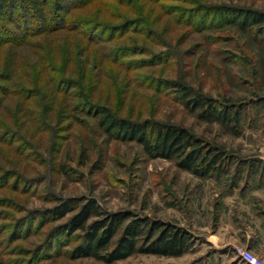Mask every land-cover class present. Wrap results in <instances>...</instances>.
<instances>
[{
	"label": "rangeland",
	"instance_id": "obj_1",
	"mask_svg": "<svg viewBox=\"0 0 264 264\" xmlns=\"http://www.w3.org/2000/svg\"><path fill=\"white\" fill-rule=\"evenodd\" d=\"M104 4L115 5L110 0ZM163 4L185 12L163 19L155 39L147 38L145 27H135L141 33L131 31L129 36L149 53L119 57L124 68L117 65L116 48H131L134 42L127 40L93 45L60 32L0 47V264H218L236 257L235 248L224 253L211 240L224 231L220 226L238 188L264 184V36H256V29L242 33L227 23L204 30L177 22L181 13L198 14L201 7L264 13V0ZM98 7L96 1L74 14L94 19ZM17 14L0 22L16 29ZM105 17L110 25L119 24L110 13ZM171 19L176 22L169 25ZM72 44L77 52L73 56ZM43 59L74 76V82H83L94 104L109 106L120 118L187 129L208 151L223 155L225 173L197 177L174 161L149 158L137 142L110 140L84 113L80 118L85 124L68 120L63 94L50 101L53 94L45 87L40 97L33 96L39 89L31 83L32 66ZM178 83L240 111V127L232 131L197 118L181 103ZM70 85L64 83L61 90H81H69ZM73 200H95L105 213L126 212L182 228L192 235L190 247L181 256L135 253L113 263L76 258L82 232L56 233L74 213L57 221L48 214Z\"/></svg>",
	"mask_w": 264,
	"mask_h": 264
},
{
	"label": "trees",
	"instance_id": "obj_2",
	"mask_svg": "<svg viewBox=\"0 0 264 264\" xmlns=\"http://www.w3.org/2000/svg\"><path fill=\"white\" fill-rule=\"evenodd\" d=\"M49 1L0 0V21L11 19L10 15L15 13H18L17 17L20 20L16 29L0 22V47L14 46L29 38L60 32H66L71 38L80 37L93 45L116 40L134 42L129 33L131 31L141 33L140 30H134L137 26L147 29L148 39L150 37L155 39L160 36L157 29L161 27L163 19L172 16L176 11L185 12L173 11L174 8L163 4L164 1L170 0H110L114 1L115 5L104 4L106 0H53L51 10L46 11L45 5ZM96 1L99 7L96 9L94 19L88 18L91 16L74 14ZM200 10L198 14H195V10H191L188 15L181 16L182 13L178 15V25L206 30L227 23L242 33H252L256 29V36H264L262 12L225 7L213 8L216 11L205 7H201ZM107 13H110V18L119 24L112 26L103 21L102 18L107 19L105 17ZM13 22L14 20L9 21L11 24ZM172 22L175 23L176 20H168L169 25ZM108 32L106 37L105 34ZM74 50L75 45L72 44L69 49L71 56L77 54ZM116 52L119 53L118 58L122 57L121 59L149 53L148 49L138 46L135 42L131 48L126 45L119 46ZM92 57L91 55L89 58L92 60ZM118 61H120L118 66L123 68L126 66L125 63H121L120 58ZM31 73L33 74L31 83L39 89V92L33 96L40 97V90L48 87L53 94L50 101H55V95L58 93L68 99L70 104L67 102L62 108L68 120L74 119L77 123L85 124L87 121L80 118L84 113L96 121L98 129L102 130L110 140L137 142L149 158L174 161L180 169L197 177L212 178L225 173L223 155L219 152L215 153L214 150L208 151L207 147L187 129L150 121L134 122L118 117L109 106L94 104L84 88V83L74 82V76L68 77L51 60L47 62L43 59V63H35ZM80 80H82L81 76ZM64 83L71 84L69 90L74 88L81 90L75 93H70L68 90L63 92L61 87ZM176 85L181 103L200 120L219 124L232 131L240 127L242 121L240 111L197 93L184 83ZM74 101H78L76 105L73 104ZM71 213H74L72 218L59 226L56 233L72 236L76 231L82 232L81 242L74 248L73 256L76 258L92 257L102 262L113 263L135 253L181 256L191 244L192 235L182 228L161 221L152 222L149 218L136 217L126 212L105 213L95 200H73L48 210L50 218L56 221ZM127 221L128 224L124 227Z\"/></svg>",
	"mask_w": 264,
	"mask_h": 264
},
{
	"label": "crops",
	"instance_id": "obj_3",
	"mask_svg": "<svg viewBox=\"0 0 264 264\" xmlns=\"http://www.w3.org/2000/svg\"><path fill=\"white\" fill-rule=\"evenodd\" d=\"M231 200L227 217L220 226L224 231L215 232L211 242L221 246L224 253L243 245L264 259V184H243L235 200ZM236 257L224 258L218 264H242Z\"/></svg>",
	"mask_w": 264,
	"mask_h": 264
},
{
	"label": "built area",
	"instance_id": "obj_4",
	"mask_svg": "<svg viewBox=\"0 0 264 264\" xmlns=\"http://www.w3.org/2000/svg\"><path fill=\"white\" fill-rule=\"evenodd\" d=\"M236 256L245 264H264V259L243 245L235 247Z\"/></svg>",
	"mask_w": 264,
	"mask_h": 264
}]
</instances>
